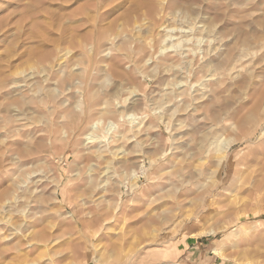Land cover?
I'll return each instance as SVG.
<instances>
[{
  "label": "rangeland",
  "instance_id": "374dc122",
  "mask_svg": "<svg viewBox=\"0 0 264 264\" xmlns=\"http://www.w3.org/2000/svg\"><path fill=\"white\" fill-rule=\"evenodd\" d=\"M262 110L264 0H0V264H264Z\"/></svg>",
  "mask_w": 264,
  "mask_h": 264
},
{
  "label": "clouds",
  "instance_id": "9594fccd",
  "mask_svg": "<svg viewBox=\"0 0 264 264\" xmlns=\"http://www.w3.org/2000/svg\"><path fill=\"white\" fill-rule=\"evenodd\" d=\"M261 124H264V110H262L261 112ZM257 131L259 133L257 140L264 141V127L258 124L256 129L253 131L252 135L255 136ZM213 143H215V141ZM249 143H252V141H249Z\"/></svg>",
  "mask_w": 264,
  "mask_h": 264
},
{
  "label": "bare ground",
  "instance_id": "6f19581e",
  "mask_svg": "<svg viewBox=\"0 0 264 264\" xmlns=\"http://www.w3.org/2000/svg\"><path fill=\"white\" fill-rule=\"evenodd\" d=\"M90 139V138H89ZM199 213L196 215V217H198ZM217 251V253H219V250L215 248V252ZM167 263V262H166Z\"/></svg>",
  "mask_w": 264,
  "mask_h": 264
}]
</instances>
